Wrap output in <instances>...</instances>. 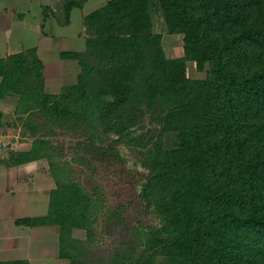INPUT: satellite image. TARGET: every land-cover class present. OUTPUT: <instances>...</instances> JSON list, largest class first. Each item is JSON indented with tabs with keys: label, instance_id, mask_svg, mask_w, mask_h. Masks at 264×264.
Returning a JSON list of instances; mask_svg holds the SVG:
<instances>
[{
	"label": "trees",
	"instance_id": "obj_1",
	"mask_svg": "<svg viewBox=\"0 0 264 264\" xmlns=\"http://www.w3.org/2000/svg\"><path fill=\"white\" fill-rule=\"evenodd\" d=\"M85 1L66 0L67 15ZM154 3L168 32L184 34V55H167ZM84 23L86 48L63 53L79 59L77 82L58 93L46 89L35 48L0 57V97H15L33 137L9 162L45 157L57 182L47 215L22 221L58 224L72 264H264V0H108ZM188 60L209 64L206 76H189ZM147 113L161 127L139 195L161 224L133 226L111 256L93 255L73 231L92 235L104 197L69 176L52 125L81 136L80 160L128 171L119 144L140 139Z\"/></svg>",
	"mask_w": 264,
	"mask_h": 264
},
{
	"label": "crops",
	"instance_id": "obj_2",
	"mask_svg": "<svg viewBox=\"0 0 264 264\" xmlns=\"http://www.w3.org/2000/svg\"><path fill=\"white\" fill-rule=\"evenodd\" d=\"M107 1L87 0L83 6H73L67 15L66 0H0V57L35 48L43 62L46 89L60 92L76 83L80 72L79 59L63 53L86 48L84 17ZM15 108V97H0V261L72 264L61 254L58 224L22 221L47 215L57 182L45 157L9 162L11 151L32 145L31 137L20 138L11 128L4 131V115H17ZM9 143L10 148H4Z\"/></svg>",
	"mask_w": 264,
	"mask_h": 264
},
{
	"label": "rangeland",
	"instance_id": "obj_3",
	"mask_svg": "<svg viewBox=\"0 0 264 264\" xmlns=\"http://www.w3.org/2000/svg\"><path fill=\"white\" fill-rule=\"evenodd\" d=\"M151 13L154 23L153 29L155 32L163 34V45L167 55H184V34L168 32L162 8L158 3L152 5ZM208 67L209 64L206 65V69L199 70L194 60L187 61V72L191 77H205ZM25 117L26 114L10 113L4 115V131L6 132L11 128V130L19 133L20 138L29 136L33 140V137L24 131L23 121ZM135 127L136 136H139L140 139L119 144L128 171H124L118 163L108 166L99 161H94L93 165H89L80 160L78 155H81L83 151L76 145L81 136L57 125H52L51 128L53 135L50 137L61 146L63 156L59 157V160L67 162L69 176L81 182L87 190L96 192L99 188L103 194L104 203L102 209L99 207L96 213L92 235L88 237L87 230L84 228L74 230V235L83 239L90 247L93 255L96 256H111L122 243L129 242L133 238V226L161 224L160 216L147 208L139 195L141 176L148 172L144 165V152L158 137L161 125L154 122L151 114L147 113ZM164 140L167 147L171 146L172 134L166 133ZM10 146L11 143L4 144V148H10Z\"/></svg>",
	"mask_w": 264,
	"mask_h": 264
}]
</instances>
